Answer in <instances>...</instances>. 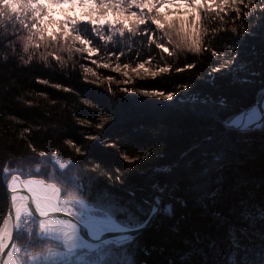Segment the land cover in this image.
Segmentation results:
<instances>
[{"label":"snow or ice","instance_id":"obj_1","mask_svg":"<svg viewBox=\"0 0 264 264\" xmlns=\"http://www.w3.org/2000/svg\"><path fill=\"white\" fill-rule=\"evenodd\" d=\"M65 4L69 5L67 10L63 7ZM240 5L245 9L243 12ZM255 5L259 6L260 12L257 24L243 31L242 17L256 19ZM77 8L81 10L79 17L69 15ZM56 9H60L59 15L63 17L60 20L56 19ZM229 11L235 14L230 18L231 23L235 24L239 20L240 26H205L207 18L225 23ZM0 25L5 28L12 27L8 35L13 39L9 40L7 48L15 52L19 43L22 52L29 53L27 59L20 56L24 64H28L32 60V53L41 48L54 50L41 54V59L46 60L48 56H53L60 61L61 57L55 55L57 50L67 51L71 58V49L76 41L84 45V50L90 53L100 51L91 47L94 42L102 43L105 55L109 58L115 57L119 61L127 53L118 48V45L126 36L131 38L140 34L144 35L149 45L155 44L156 48L169 56L176 50L201 54L211 50L203 39L205 36L209 37L208 43L215 44L219 32L230 31L231 43L227 45L226 50H211V55L221 57L222 62L211 67L205 82L214 85L216 73L220 74L219 78L229 77L233 83L241 84L250 82L246 79L248 76H264V72L252 71L253 61L244 59L246 56H262L261 67L264 68V0H0ZM157 33L160 42L154 38ZM257 40L262 46L259 50L255 44H250V41ZM165 42L168 46H165ZM80 50L77 48V51ZM151 60L152 57L149 56L147 60L137 64L133 71L139 75L138 70L144 69L153 78L158 73L170 71V66L159 67L157 71L145 68V64H150ZM102 66L109 67L108 64ZM129 67V64H123L124 69ZM185 67L191 69L195 65L186 64ZM120 68L121 65L117 64L113 71H120ZM176 71L182 72L184 69L176 68ZM124 76H128L127 71ZM108 79L111 80L112 77ZM130 82L124 81L126 84ZM261 83L264 84V80ZM189 88L188 83L179 85V89L186 93L183 98L178 91L149 90L147 87L139 91L130 92L128 88L120 91L126 94L127 99L141 92L144 97L161 98L172 102L167 107L174 106L178 111L190 112L220 124L224 129V132L219 134L221 139L207 135L205 141L209 144L222 143L223 137L231 132L245 136L253 131H264V109L259 112L256 107L241 109L238 114L221 119V111L228 108L224 98L214 100L208 95L190 93ZM107 91L111 93L112 88L109 86ZM137 102L155 103V100ZM85 103L93 108L97 107L91 101ZM258 103L264 104V87L260 89ZM101 119L103 122L96 123V129H103L105 124L112 120V116ZM80 123L91 126L88 120H82ZM86 139L99 140L104 147L118 148L117 143H110L107 138L100 139L97 135L90 134ZM65 143L74 149L77 155H86L85 146H78L71 139ZM29 147L38 157L46 159H11L0 168V181L6 184L11 208L14 209V217L7 216L0 226V264H137L135 256L139 236L144 229L151 226L158 215L172 214L171 204L162 207L163 193H171L175 186L165 184L161 187L153 183L152 188L160 195L151 200L137 202L135 192L128 190L129 198L125 199L109 191L108 187H96L99 176L106 177L110 187L123 184L124 179L119 169L115 175L108 170L97 177L88 176L85 173L95 171V168L99 167L98 164L91 169L85 168L77 172L73 171L77 166L73 159L62 161L58 158L57 151L48 154L45 151L37 152L31 144ZM199 147L201 146L196 145L190 151ZM226 147L225 145L217 151L202 149L200 167L195 171L192 170L194 160L187 159L188 153H182L183 167L189 171L193 190L201 193L198 197L201 203H214L218 196L219 187L210 190L211 185H220L223 177L217 175L215 180H212V174L222 172ZM122 158L130 161L128 155ZM140 159L139 155L131 158ZM51 161H54L53 167L45 175L41 165ZM15 164L20 166L13 167ZM154 171L167 174L171 172V168H157ZM40 176L44 178H37ZM81 180L87 184L81 183ZM251 199V195L248 199H241L239 206L232 209L233 213H238L244 226L238 229L229 226L226 250L221 252L215 240L207 245L214 252L211 262L204 248L196 247L201 243L200 237L197 236L195 244H192L188 251L178 252L177 260H169L168 264H197L193 260L196 256L202 258L199 264H264V230L257 228L258 222L264 225V206L250 204ZM204 206L207 208V204ZM61 215L65 218H61ZM214 215L219 217V213ZM254 237L259 241L258 244L254 243ZM241 238L247 240V243L242 242ZM144 254L148 255L149 250L144 249Z\"/></svg>","mask_w":264,"mask_h":264},{"label":"trees","instance_id":"obj_2","mask_svg":"<svg viewBox=\"0 0 264 264\" xmlns=\"http://www.w3.org/2000/svg\"><path fill=\"white\" fill-rule=\"evenodd\" d=\"M240 7L243 12V5ZM258 8L255 5L256 19L242 17L243 31L257 24L260 16ZM234 15L229 11L223 24L218 19L207 18L205 26H240L239 20L235 24L231 23L230 18ZM56 19L61 18L57 15ZM11 31V26L5 28L0 25V168L11 159H46L33 153L29 147L31 144L37 152L51 154L57 151L58 158L62 161L73 159L77 165L73 171L91 169L98 164L95 171L85 173L88 176L97 177L108 170L115 175L119 169L124 179L123 184L110 187L106 177L99 176L96 187H108L109 191L125 199L129 198L128 190H132L137 202L151 200L150 187L153 183L161 187L165 184L174 185V191L163 193L162 204V207L171 204L172 214L158 215L151 226L141 233L135 256L137 264H168L169 260H177V253L188 251L195 244L197 236L201 243L196 247H203L211 262L214 252L207 245L215 240L221 252L225 251L229 226L237 229L244 226L238 213L232 211L239 206V201L248 199L251 195L253 199L249 200L250 204L264 206V131H253L245 136L231 132L223 137L222 143L209 144L205 141L207 135L221 139L219 134L224 129L220 124L190 112L178 111L174 106L167 107L172 102L161 98L144 97L141 92L127 99L126 94L120 91L123 88H128L130 92L139 91L147 87L149 90L178 91L183 98L186 93L179 89V85L188 83L190 93L208 95L214 100L224 98L228 108L221 111V119L238 114L241 109H247L259 100L260 89L264 87L261 83L264 76H248L246 79L250 82L241 84L233 83L229 77L219 78L220 74L216 73L214 85L205 82L211 67L222 62L221 57L211 55V50H226L231 43L230 31L219 32L215 44L208 43L209 37L205 36L203 39L211 50L201 54L176 50L169 56L156 48L155 44L149 45L144 35L140 34L131 38L126 36L118 45V48L127 53L119 61L115 57H107L103 44L94 42L91 47L100 51L90 56L92 61L86 60V55L80 54L74 48L71 49V58L67 51L57 50L55 55L61 57L60 61L53 56H48L46 60L41 59V54L54 51L41 48L32 53V60L28 64L20 59V56L27 59L29 53H23L19 43L15 52L6 47L9 40L13 39L8 35ZM154 38L160 42L158 33ZM116 39L120 40L119 37ZM250 44H255L258 50L262 47L258 40L250 41ZM165 46H168L166 42ZM149 56L152 60L147 65L154 64L155 68L170 66V71L158 73L155 78H134L126 84L124 81L127 79L112 70L115 64L127 63L131 68L135 67ZM244 59L253 61V72H264L261 67L262 56H246ZM100 61L109 62V67L99 65ZM186 64H194L195 67L189 69L185 67ZM82 68L95 71L99 79H112L100 81L88 78ZM176 68H183L184 71L177 72ZM109 86L112 88L111 93L107 91ZM138 100H155V103H138ZM85 101H91L97 107L93 108ZM108 115L112 116V120L103 129H96L95 124L103 122L101 118L106 119ZM82 120H88L91 126L80 123ZM90 134L97 135L100 139L107 138L110 143H117L118 148L104 147L99 140L86 139ZM68 139L78 146H85L86 155H77L65 143ZM196 145L201 147L190 151ZM225 145V166L221 173L212 174V180L217 175L223 177L220 185H211L210 190L219 187L218 196L214 203H201L198 200L201 193L193 190L189 171L183 167L182 153H188L187 159L194 160L192 170L195 171L200 167L202 149L217 151ZM124 155H128L131 162L125 161L122 158ZM137 155L141 157L140 160H131ZM53 164L54 161L41 165L45 175ZM157 168H171V172L158 174L154 171ZM80 182L87 184L84 180ZM157 195L160 193L157 192ZM204 204H207V208ZM8 205L6 184L0 181V226L7 214ZM215 213H219V217ZM257 228L264 230V225L258 222ZM241 239L247 243V240ZM186 241L189 243H185ZM253 241L259 243L255 237ZM144 249L149 250L148 255L144 254ZM193 260L199 264L202 258L196 256Z\"/></svg>","mask_w":264,"mask_h":264},{"label":"rangeland","instance_id":"obj_3","mask_svg":"<svg viewBox=\"0 0 264 264\" xmlns=\"http://www.w3.org/2000/svg\"><path fill=\"white\" fill-rule=\"evenodd\" d=\"M63 7H64L65 10H67L68 7H69V5L65 4ZM80 11L81 10L79 8H77L75 12H70L69 15H75V16L79 17L80 16ZM161 11H163V9H161ZM56 12L58 13L57 15L59 16V18L62 19L63 17L61 15H59L60 9H56ZM70 39H71V37H70ZM72 48H74L75 51H77V48L81 49L78 52L80 54H85L86 55L85 59L88 60V61H92V59H91L90 56L92 54L96 53V52H91L90 53V52L84 50L85 49V46L82 45V44H80L79 41H76ZM103 64H108L109 65V62L100 61L99 65L102 66ZM116 65L117 64L113 65L112 70L116 67ZM134 68H136V66L135 67H132V68L129 67L128 69H124L123 68V65H121L120 71H115V72L120 73L122 76H124V72L127 71L128 72V76L127 77L124 76V78L127 79V80H132L134 78L142 79V78L152 77L150 74L146 73L144 71V69H139L138 70L139 71V75H138L136 71H133ZM145 68H149L151 71H157L158 70V68H155V65L154 64L152 66L145 64ZM82 70H83V73L85 74V76L88 77V78H91L92 77L95 80H100V81L108 80V81H110L108 78L99 79L98 74L95 71H93V70H90V69H87V68H82ZM93 73H95V75H93ZM37 178H40V177H37Z\"/></svg>","mask_w":264,"mask_h":264},{"label":"water","instance_id":"obj_4","mask_svg":"<svg viewBox=\"0 0 264 264\" xmlns=\"http://www.w3.org/2000/svg\"><path fill=\"white\" fill-rule=\"evenodd\" d=\"M258 101V100H257ZM256 101V102H257ZM255 102V103H256ZM254 103V104H255ZM253 104V105H254ZM262 105V109H264V104H261ZM251 107V106H250ZM249 107V108H250ZM249 108H247V109H249ZM246 110V109H245ZM159 174V173H158ZM150 189H151V196H150V199H152L153 197H155L156 195H157V191L155 190V189H153L152 188V185H151V187H150ZM7 194H8V202H9V205H8V211H7V214H6V216H5V218L7 217V216H9V215H12L13 217H14V209H12L11 208V201H10V194L8 193V191H7ZM61 218H65V217H63L62 215H61ZM2 226V225H1ZM147 229V228H146ZM145 230V229H144ZM143 230V231H144ZM15 234V233H14Z\"/></svg>","mask_w":264,"mask_h":264},{"label":"bare ground","instance_id":"obj_5","mask_svg":"<svg viewBox=\"0 0 264 264\" xmlns=\"http://www.w3.org/2000/svg\"><path fill=\"white\" fill-rule=\"evenodd\" d=\"M259 101V100H258ZM258 101L254 104V105H252L251 107H256L257 108V111L259 112V111H261L262 110V105L260 104V103H258ZM250 107V108H251ZM7 251V250H6Z\"/></svg>","mask_w":264,"mask_h":264}]
</instances>
